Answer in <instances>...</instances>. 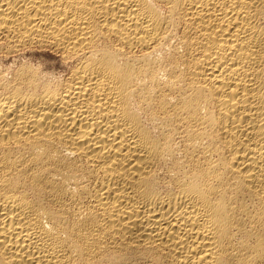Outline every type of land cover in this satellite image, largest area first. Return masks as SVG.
Masks as SVG:
<instances>
[{"label":"bare ground","instance_id":"1","mask_svg":"<svg viewBox=\"0 0 264 264\" xmlns=\"http://www.w3.org/2000/svg\"><path fill=\"white\" fill-rule=\"evenodd\" d=\"M0 56V264H264V0H0Z\"/></svg>","mask_w":264,"mask_h":264},{"label":"rangeland","instance_id":"2","mask_svg":"<svg viewBox=\"0 0 264 264\" xmlns=\"http://www.w3.org/2000/svg\"><path fill=\"white\" fill-rule=\"evenodd\" d=\"M46 54L47 52L45 51H38L36 54ZM8 61V62H7ZM11 64V60L10 59H5L3 58V56H0V70L3 69V67L5 68L7 65Z\"/></svg>","mask_w":264,"mask_h":264}]
</instances>
